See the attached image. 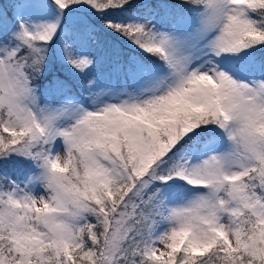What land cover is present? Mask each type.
<instances>
[{"label":"snow or ice","instance_id":"6c2138e0","mask_svg":"<svg viewBox=\"0 0 264 264\" xmlns=\"http://www.w3.org/2000/svg\"><path fill=\"white\" fill-rule=\"evenodd\" d=\"M0 264H264V0L0 3Z\"/></svg>","mask_w":264,"mask_h":264}]
</instances>
